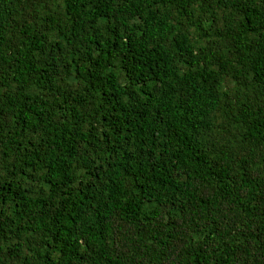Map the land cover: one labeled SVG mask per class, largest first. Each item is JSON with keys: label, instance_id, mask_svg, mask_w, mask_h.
I'll return each instance as SVG.
<instances>
[{"label": "trees", "instance_id": "obj_1", "mask_svg": "<svg viewBox=\"0 0 264 264\" xmlns=\"http://www.w3.org/2000/svg\"><path fill=\"white\" fill-rule=\"evenodd\" d=\"M0 264H264V0H0Z\"/></svg>", "mask_w": 264, "mask_h": 264}]
</instances>
